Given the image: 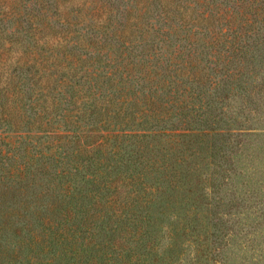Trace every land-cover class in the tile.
<instances>
[{
	"label": "trees",
	"instance_id": "16d2710c",
	"mask_svg": "<svg viewBox=\"0 0 264 264\" xmlns=\"http://www.w3.org/2000/svg\"><path fill=\"white\" fill-rule=\"evenodd\" d=\"M37 1L0 0V264H36L80 232L92 248L105 218L118 239L79 264H135L156 254L142 225L155 196L191 179L187 158L230 133L236 93L264 74V0H127L106 26L99 0L63 15L60 0ZM75 196L96 199L81 210ZM184 228L187 264L215 259L201 228Z\"/></svg>",
	"mask_w": 264,
	"mask_h": 264
},
{
	"label": "rangeland",
	"instance_id": "374dc122",
	"mask_svg": "<svg viewBox=\"0 0 264 264\" xmlns=\"http://www.w3.org/2000/svg\"><path fill=\"white\" fill-rule=\"evenodd\" d=\"M5 1L8 5L14 3L13 0ZM84 1L60 0L61 14H68L72 6L83 5ZM126 1L99 0L102 6L93 18L106 26L110 17L106 9L113 6L116 9L119 6L120 11ZM84 4L91 3L86 1ZM114 17L118 18L117 15ZM102 28L97 32H101ZM5 44L8 45V42ZM5 54V51L2 52V55ZM12 54L19 52L12 51ZM255 80L248 98L241 97L238 90L237 100L232 101L237 104L234 108L237 110V121L230 125V133L219 136L214 143L209 138L187 158L190 165L197 166L189 174L191 179L180 178L176 182V189H168L165 185L167 194L155 196L153 211L149 210L152 215L150 222L147 225L143 222L142 225L148 229L145 230L144 241L153 238V243L157 246L156 254H147L146 259H139L135 264H164L169 254L166 246L167 230L172 227L177 229L176 236L180 241L179 253L174 255L176 257L173 261L177 262L180 257L181 263L187 264L185 260H189L191 256V240L186 238V234L182 235L185 224L200 227V236L205 234L209 247L212 246V250H215L213 255L218 253L214 255L215 259L209 258L211 255L208 253L206 264H264V86L261 85L264 74L255 76ZM95 199L96 196H75L73 200L78 203L76 207L82 210L92 205ZM141 209L143 212L147 211L145 206ZM109 224L110 220L105 218L103 225L101 223L100 228H95L100 230L95 235L99 243L86 250L80 249L83 232H80V244L76 241L71 247L54 239L45 245L43 252H38L36 264H79L82 260L87 262L90 255L98 259L109 252L111 243L118 239L117 232H112ZM50 238L52 237L49 236L48 239ZM73 248L81 256L78 262L70 258ZM135 249L140 252L148 248L142 244ZM26 251L32 255L36 254L37 249L32 246ZM45 256L51 257L50 263H44ZM138 257L143 256L141 254Z\"/></svg>",
	"mask_w": 264,
	"mask_h": 264
}]
</instances>
